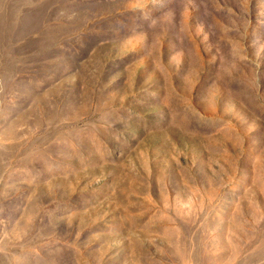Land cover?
Returning <instances> with one entry per match:
<instances>
[{
  "label": "rangeland",
  "instance_id": "rangeland-1",
  "mask_svg": "<svg viewBox=\"0 0 264 264\" xmlns=\"http://www.w3.org/2000/svg\"><path fill=\"white\" fill-rule=\"evenodd\" d=\"M0 264H264V0H0Z\"/></svg>",
  "mask_w": 264,
  "mask_h": 264
}]
</instances>
